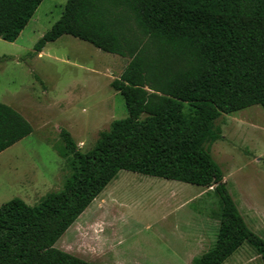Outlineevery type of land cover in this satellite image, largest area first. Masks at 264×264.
Listing matches in <instances>:
<instances>
[{"label": "trees", "instance_id": "16d2710c", "mask_svg": "<svg viewBox=\"0 0 264 264\" xmlns=\"http://www.w3.org/2000/svg\"><path fill=\"white\" fill-rule=\"evenodd\" d=\"M41 1L0 0V39L15 41ZM62 35L128 59L110 82L127 115L87 152L60 130L54 150L70 156V173L33 206L20 198L0 205V264H98L54 243L120 170L213 187L216 239L192 264H222L244 242L264 264V240L248 228L204 146L219 138L222 114L264 110V0H66L29 55ZM32 131L0 102V152Z\"/></svg>", "mask_w": 264, "mask_h": 264}, {"label": "rangeland", "instance_id": "374dc122", "mask_svg": "<svg viewBox=\"0 0 264 264\" xmlns=\"http://www.w3.org/2000/svg\"><path fill=\"white\" fill-rule=\"evenodd\" d=\"M65 3L42 0L15 41L0 39V102L33 128L0 152V205L20 198L33 206L47 192L62 188L70 156L63 159L54 150L62 146L61 129L79 151L87 152L100 131L127 115L123 98L110 86L127 58L69 35L29 55ZM215 125L219 138L204 146L248 228L264 240V110L253 105L222 114ZM218 211L213 187L120 170L54 247L98 264H192L216 239ZM190 220L202 232L198 238L183 229ZM164 223L184 233L163 230ZM222 264L262 263L244 242Z\"/></svg>", "mask_w": 264, "mask_h": 264}, {"label": "crops", "instance_id": "0c3cea01", "mask_svg": "<svg viewBox=\"0 0 264 264\" xmlns=\"http://www.w3.org/2000/svg\"><path fill=\"white\" fill-rule=\"evenodd\" d=\"M41 52H42V50H41ZM114 55V54H113ZM166 220L167 219H162V221L164 222H166ZM185 223H182V225H184ZM197 227H195L194 225H192V220H190V223H188L186 226H183V229L186 231V232H188V233H190L192 236H194L195 238H198V234L199 233H202V232H198V230L196 229ZM162 229L164 230H167V231H170V232H172L173 230L175 231H177V230H179V227H177L175 224H172L171 225V223H168L167 225H166V223H164L163 224V226H162ZM181 233H184L183 232V230H179ZM64 251V250H63ZM67 252V251H66ZM69 253V252H68Z\"/></svg>", "mask_w": 264, "mask_h": 264}]
</instances>
